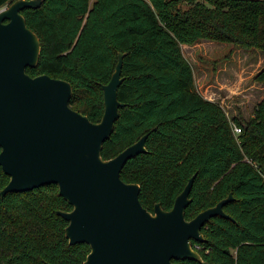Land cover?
I'll use <instances>...</instances> for the list:
<instances>
[{"label": "trees", "instance_id": "1", "mask_svg": "<svg viewBox=\"0 0 264 264\" xmlns=\"http://www.w3.org/2000/svg\"><path fill=\"white\" fill-rule=\"evenodd\" d=\"M14 1L0 0V9ZM21 14L41 47L27 74L69 82L70 107L93 123L103 114L102 86L125 54L117 93L124 106L101 156L148 134L147 153L120 172L140 186L142 207L169 211L195 175L186 220L233 197L223 211L234 221L213 217L201 228L206 241H192L203 262L264 264V99L249 119H229L197 91L181 49L206 40L264 51V0H44ZM253 81L264 86V67ZM8 181L0 167V191ZM70 210L56 185L0 197V264H84L89 246L69 245L57 214Z\"/></svg>", "mask_w": 264, "mask_h": 264}, {"label": "water", "instance_id": "2", "mask_svg": "<svg viewBox=\"0 0 264 264\" xmlns=\"http://www.w3.org/2000/svg\"><path fill=\"white\" fill-rule=\"evenodd\" d=\"M43 2L16 0L0 9V167L9 176L0 197L56 185L71 206L57 211L68 223L65 238L69 245L90 248L84 264H206L192 241H206L201 228L213 217L234 221L223 211L232 194L186 220L193 175L169 211L160 203L153 212L142 207L140 186L123 182L120 172L130 159L147 153L148 134L111 159L101 156L124 106L117 93L125 54L118 53L102 86L103 114L93 123L70 107L69 82L26 72L37 66L41 47L21 11Z\"/></svg>", "mask_w": 264, "mask_h": 264}, {"label": "rangeland", "instance_id": "3", "mask_svg": "<svg viewBox=\"0 0 264 264\" xmlns=\"http://www.w3.org/2000/svg\"><path fill=\"white\" fill-rule=\"evenodd\" d=\"M197 91L218 103L229 119H248L264 99V86L253 77L264 67V51L201 40L182 45Z\"/></svg>", "mask_w": 264, "mask_h": 264}, {"label": "built area", "instance_id": "4", "mask_svg": "<svg viewBox=\"0 0 264 264\" xmlns=\"http://www.w3.org/2000/svg\"><path fill=\"white\" fill-rule=\"evenodd\" d=\"M232 130L235 135H238L241 132L240 128L234 124H232ZM194 249H199V246L196 244Z\"/></svg>", "mask_w": 264, "mask_h": 264}, {"label": "crops", "instance_id": "5", "mask_svg": "<svg viewBox=\"0 0 264 264\" xmlns=\"http://www.w3.org/2000/svg\"><path fill=\"white\" fill-rule=\"evenodd\" d=\"M249 119V118H248ZM245 120H247V119H245Z\"/></svg>", "mask_w": 264, "mask_h": 264}]
</instances>
